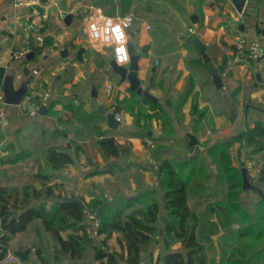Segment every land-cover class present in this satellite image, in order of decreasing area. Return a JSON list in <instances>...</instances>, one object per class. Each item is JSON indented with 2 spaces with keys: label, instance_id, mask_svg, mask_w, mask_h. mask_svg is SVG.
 <instances>
[{
  "label": "crops",
  "instance_id": "0c3cea01",
  "mask_svg": "<svg viewBox=\"0 0 264 264\" xmlns=\"http://www.w3.org/2000/svg\"><path fill=\"white\" fill-rule=\"evenodd\" d=\"M94 8L113 16H136L131 30L140 55L139 77L158 99L152 112H166L170 124L154 117L142 119L141 125L138 115L124 104L117 112L113 110L130 99L133 91L128 81L115 85L111 52L96 51L83 33ZM254 8L257 11L252 13ZM69 14L72 19L67 24ZM33 20L39 29L27 36L24 27ZM241 36L260 40L264 48V0H247L242 13L232 0H0V84L12 72L16 88L32 80L28 89L51 93L43 113L41 108L24 110L8 104L7 115L0 119V188L19 183L39 190L53 187L54 195L43 199L48 206L71 197L90 202L96 195L108 200L103 204L114 203L156 191L161 205L157 227L163 231L161 164L167 158L176 161L174 153L181 157L191 154L190 132L201 145L198 160L208 157V163L214 162L207 150L218 139L233 142L231 155L236 166L247 156L264 158V151L255 153L243 140L234 141L258 120L264 121V55L249 63L234 62L235 42ZM188 38H200L206 50L197 52L187 43ZM47 39L50 43L45 44ZM34 47L35 54L28 58ZM79 50H83L81 58ZM204 54L219 69L222 87L215 85ZM93 86L98 101L120 115L118 129L110 128L106 116L91 109ZM246 91L251 103L244 105ZM114 145L120 155L112 154ZM52 146L64 147L74 162L60 169L48 166L45 153ZM38 173L48 179L39 178ZM214 173L217 177L218 168ZM259 185L264 191V182ZM7 199L13 202L15 195ZM239 200L254 214L260 196L242 189ZM47 230L43 219H34L12 236L0 264H42L36 250L41 247L46 255ZM233 235L222 229L217 237L224 264L231 243L238 245L231 239Z\"/></svg>",
  "mask_w": 264,
  "mask_h": 264
},
{
  "label": "trees",
  "instance_id": "16d2710c",
  "mask_svg": "<svg viewBox=\"0 0 264 264\" xmlns=\"http://www.w3.org/2000/svg\"><path fill=\"white\" fill-rule=\"evenodd\" d=\"M48 43L50 39L45 41V44ZM132 93L138 96L135 91ZM141 101L152 103L153 110L157 109L158 104L148 98L135 100L136 103ZM121 108L117 104L114 111L117 112ZM134 112L138 115L141 125L142 119L145 121L150 119L138 113V110ZM156 117H161L165 124H170V117L166 112L158 113ZM236 139L243 140L255 153L264 151V121L258 120L253 127L237 135L234 141ZM232 144V141L220 142L207 150L217 164V175L228 182L229 190L225 203L216 204L222 222L220 220L219 224L215 222L213 224L215 223L217 228L220 226L226 231L233 232L231 239L238 242L236 247L232 243L229 246L230 253L225 264H258L259 261H264V256H260L264 253V200L260 198L254 214H250L241 205L239 200L243 189L241 166L234 165L231 155ZM112 154L120 155L117 145L112 147ZM45 158L46 164L53 169H60L74 162V157L62 146L48 148ZM197 161L198 157L189 162L167 158L161 164L166 214L165 227L162 231L164 245L168 249L175 238L182 242L186 252L168 249L162 262L158 260V264H207L204 246L199 241L202 232L201 218L188 204L189 183L192 177L207 175L205 169L199 171L196 167L190 166ZM188 167L192 168L186 172ZM204 177L207 178L208 175ZM6 192V187L0 188V259L6 256L12 236L24 231L29 223L37 218L46 222L57 241L58 250L69 260H82L91 247L92 258L96 261L94 264H142L144 248L153 242L159 232L157 223L160 219L161 205L156 191H148L133 198L106 204H100L97 198H93L90 202L80 199L84 203L83 206L74 201L75 197L57 200L48 206L43 199L54 195L53 187L39 190L27 185L21 193L20 190L13 194ZM12 195H15V200L9 202L7 198ZM35 200L37 204L33 203ZM14 211H17L18 215L15 216ZM91 213H96L100 219V226L93 229L102 236L101 244H96L92 240L90 233L92 224L87 221ZM233 224L241 226L234 228ZM69 229L73 231L64 236L63 232ZM113 233L119 235L117 241L123 250L122 253L111 252L106 246L107 240ZM36 251L41 263L49 264L44 250L39 247ZM55 260L60 261L59 258Z\"/></svg>",
  "mask_w": 264,
  "mask_h": 264
},
{
  "label": "rangeland",
  "instance_id": "374dc122",
  "mask_svg": "<svg viewBox=\"0 0 264 264\" xmlns=\"http://www.w3.org/2000/svg\"><path fill=\"white\" fill-rule=\"evenodd\" d=\"M250 61H253V60H249L247 62L249 63ZM111 70L112 68L110 69V71ZM112 78L114 79L113 81L115 85L119 86V84L117 83L120 82V76L117 75L113 71ZM235 91L236 93L238 92L237 88ZM246 94H247V91L243 95V101L245 102L244 105H246L247 103H251L249 102V98L245 97ZM131 96L132 97H130V99H127L124 102H119V106L123 107V104H124L126 105L127 109L132 110L133 112L138 110V113L142 114L143 116L149 117L150 118V119L148 118L149 120L153 119L154 117L158 115V113L154 114L152 112L154 108V105L152 103H148L144 101L136 103L135 100L137 99V97L132 92H131ZM263 104L264 102H262V105ZM206 158L207 159H204V160H198L197 162L194 163V165H190V166L196 167V169L197 170L199 169V171L201 169H205V174H207L208 177L207 178L204 177L207 175H195L194 177H192L189 183V199H191L190 201L193 204L192 209L195 212H197L201 218L200 227L202 228V232L200 233L199 241L202 242V245L204 246V252L207 256V264H224L223 259H221L220 254H219V252L221 251V248L219 246L220 243L217 238L223 228H221L220 226L219 228H217L214 224L220 223L221 218H220V215L217 213L216 204L225 203V199L227 198V195L229 192L228 182L226 180L224 181V179H222L221 176H217V177L215 176V173L212 169V165L214 166L216 164L215 162L208 163V157ZM190 168L192 167H188L186 169V172L189 171ZM19 184L21 185L7 187L8 189L6 193L13 194L15 191H18V190H20V193H21L22 189L26 185L24 183L23 184L19 183ZM80 197H85V196L81 195ZM95 198H97L100 204H103V201H108L103 196L96 195ZM239 199H240V196H239ZM91 214H94L96 216V213H91ZM87 221L91 222L92 224V226H90V233H91L93 242L96 244H101L102 236L98 235L95 229H93L95 228L93 225V220L90 219ZM43 222L45 224V231L48 229L50 233V235L45 236V242H44V245H46L47 247V253L45 255L47 260L51 261V264H70L73 260H69L66 255H64L62 252H60V250H58V244H57V241L53 237L52 231L48 228V225L46 224L44 220ZM213 222L215 223L213 224ZM159 226H161V222ZM71 231L73 230L69 229L67 231H64L63 235L67 236ZM197 231L199 232V228L197 229ZM118 236H119L118 233H113V235L106 242V246L108 250L111 252H116L117 254L123 252L121 246L119 245L117 241ZM168 249L170 250L178 249L183 252H186V249L184 248L182 242L175 238L173 239ZM168 249L164 245L163 233L162 231L159 230L153 242L149 246H146L144 248L142 252V260H141L142 264H145L148 262H152L151 264H158V260L162 262V258L164 254L168 251ZM260 256L263 257L264 253H261ZM92 257H93L92 248L89 247L87 256L84 257L80 261H75V264H94L96 261ZM55 258H59L60 261L57 262ZM258 264H264V261H259Z\"/></svg>",
  "mask_w": 264,
  "mask_h": 264
},
{
  "label": "built area",
  "instance_id": "2783aa9c",
  "mask_svg": "<svg viewBox=\"0 0 264 264\" xmlns=\"http://www.w3.org/2000/svg\"><path fill=\"white\" fill-rule=\"evenodd\" d=\"M136 21L137 18L133 14L113 16L106 14L102 8H94V12L84 22L83 33L96 51L103 52L108 49L119 64L125 65L130 61L129 38L126 29L128 27L132 29ZM147 28L151 29L152 27L148 25ZM38 29L39 24L35 20L26 23L24 27L27 36H30L33 31ZM194 31L192 27L189 28V32L193 33ZM263 55V43L258 39L248 40L241 36L235 42L234 62L259 60ZM50 99L51 93L49 90L33 87L27 90L18 105L24 110H37L42 106H47ZM7 106L3 85L0 84V119L7 115ZM116 115L120 120V115L118 113ZM239 165L247 167L251 183H260L264 169V158L259 159L254 156H247L243 162H239ZM89 219L93 220L95 229L100 226V219L94 214H90ZM9 259L13 260L14 257L10 255Z\"/></svg>",
  "mask_w": 264,
  "mask_h": 264
},
{
  "label": "water",
  "instance_id": "95a60500",
  "mask_svg": "<svg viewBox=\"0 0 264 264\" xmlns=\"http://www.w3.org/2000/svg\"><path fill=\"white\" fill-rule=\"evenodd\" d=\"M238 10V12L242 13L243 9L245 7V4L247 0H232ZM257 11L256 8L252 9V13H255ZM72 19V15L69 14L66 17L67 24L70 23ZM127 35L129 38L128 42V50L130 54V61L128 64H119L113 56L110 58V64L113 69V71L120 76V80L122 82L128 81L130 84V88L132 91H135L138 95L144 96L145 98H148L154 102H157L158 99L156 96H154L148 89V87L143 85L142 80L139 77V70H140V55L136 53L135 46L132 42L134 39V33L132 32L131 28H127ZM187 43L194 48L197 52L202 53L206 50V45L202 42L200 38H188ZM210 48V47H209ZM36 47L33 48V50L28 53L27 57L32 58L35 54ZM83 53V50L78 51V56L81 58V55ZM204 60L207 64V68L209 73L212 75L214 83L217 87H222L224 84L223 77L219 73V69L214 65L211 57H209L207 54H204ZM32 82V80H27L21 86L18 88L15 87L14 84V76L13 73L10 72V74L5 78V81L3 83V89L5 93V101L7 104L10 105H18L20 104L23 96L26 94L28 90V85ZM97 87L93 86V90L91 92V109L96 110L97 112L103 114L106 116L108 126L112 129H118L120 126V120L117 118V115L115 112L110 111L109 107L100 103L97 99ZM45 110V106H42L40 109V112L43 113ZM261 111L264 113V109H261ZM189 148L191 151V154L187 157H181L174 153V156L176 159L180 162H189L196 157H198L201 154V145L199 143L198 138L195 134L189 133ZM226 140L218 139L215 143L225 142ZM211 160V159H210ZM214 172L217 171V167L213 166ZM241 173H242V188L244 190H254L256 191L260 198L264 200V191L258 184H253L249 180L248 177V169L247 167L243 166L241 167ZM37 176L42 179H48V176L45 174L38 173ZM264 182V169L262 172V176L260 178V183ZM74 201L78 202L81 206L84 205V203L78 199L75 198ZM14 215H18L17 211H14ZM234 227H239L238 224H234Z\"/></svg>",
  "mask_w": 264,
  "mask_h": 264
}]
</instances>
